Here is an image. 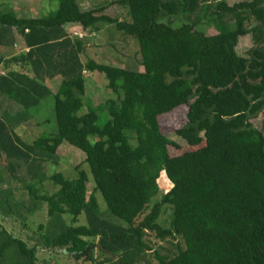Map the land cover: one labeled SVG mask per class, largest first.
<instances>
[{"label":"trees","instance_id":"1","mask_svg":"<svg viewBox=\"0 0 264 264\" xmlns=\"http://www.w3.org/2000/svg\"><path fill=\"white\" fill-rule=\"evenodd\" d=\"M8 1L0 0V51L18 39L26 51L7 59L0 53V69L7 70L0 73V159L28 198L46 204L47 217L67 214L73 224L80 214L85 219V226L41 236V248L62 250L80 264H149L148 252L156 264H264V0H112L88 10L76 0H56L39 18L16 16ZM111 4L128 20L106 15ZM174 18L182 21L178 27ZM200 24L213 33L191 40L181 34ZM69 25L91 37L107 25L134 39L142 71L82 63L83 38L72 36ZM246 35L252 46L242 57L235 48ZM94 72L110 95L98 103L108 117L102 126L95 110L78 114L84 75ZM56 78V132L21 141L6 120L26 122L50 92L45 82ZM182 106L185 123L175 136L188 147L204 145L169 157L167 147L178 146L160 133L157 118ZM62 143L83 154L93 182L88 195L78 165L73 180L48 177L57 187L53 194L40 195L28 183L45 162L56 164ZM160 174L169 189L149 208ZM96 192L124 225L98 215ZM11 200L0 199L4 217L14 215L7 203L24 204ZM164 205L172 219L163 230L155 221ZM148 234L164 245L152 250ZM36 245L0 223V264H43Z\"/></svg>","mask_w":264,"mask_h":264},{"label":"rangeland","instance_id":"2","mask_svg":"<svg viewBox=\"0 0 264 264\" xmlns=\"http://www.w3.org/2000/svg\"><path fill=\"white\" fill-rule=\"evenodd\" d=\"M22 1H25L23 4ZM21 7H15L16 9L20 8V11L24 13V16L27 18H39L49 12L53 11L56 8V0H33L28 2V0H22ZM80 10H88L92 8H98L101 5L112 0H76ZM210 1H220V0H210ZM228 5L243 1V0H223ZM200 2H205L200 0ZM1 10V9H0ZM104 13L109 16L116 17L120 20L127 19L122 8L115 7L114 5H108ZM16 16H21L15 14ZM165 21V20H162ZM180 18H174L172 20V27H178L181 24ZM69 28V29H68ZM69 33H80L83 35V51L80 55V60L84 63L87 59H91L96 63L106 64L117 67H124L129 70H138L142 71L141 66L139 65L140 58L138 55L137 43L132 38H127L120 36L116 33L113 28L110 26H100L97 32H94L95 36H90L88 31H80L79 28L67 27ZM213 33L212 30H209L204 24H200L193 31H181V34L188 40L201 37L202 35H208ZM119 35V36H118ZM113 43L112 47H105V43ZM17 42L15 46L7 49V53L12 52V55L18 53L23 47ZM252 46L250 36L246 35L238 40V44L235 48L236 53L239 56L246 57L247 50ZM9 56V57H10ZM8 58V56H6ZM6 58V59H7ZM9 69H14L10 67ZM5 70L0 69V73H5ZM86 93L82 97V108L80 113H84L87 110L93 109L96 112L97 120L96 125L102 126L108 119L106 111L99 106V102L103 98H108L110 96L108 91L104 89L105 80L104 78L97 73H88L84 75ZM57 81V83H56ZM59 83V78L55 80L46 82L48 86L49 94L45 96L39 103L31 108L27 112L29 118L26 123H16L13 124L11 119L6 120V125H9L10 129H13L18 135V138L23 142H30L35 138H38L41 135L54 134L57 130V119L55 118V113L53 110V94L57 89ZM185 111L186 107H179L167 114L159 116L157 118V123L159 126V131L161 134L165 135L170 141L174 142L178 147H167V154L169 157H176L181 155L184 152L195 151L203 147L204 143H200L196 147H188L185 143L175 136L174 132L182 127L185 123ZM24 114V113H23ZM56 164L51 162H45L43 165V170L38 171V177L29 181V184H34V189H37L40 195H50L53 194L57 187L53 185L48 177L53 174H60L64 179L73 180L77 176V170L84 172L86 176V195H88L93 187L92 178L90 176L88 167L82 162L83 154L73 148L68 146L65 143L59 145L56 150ZM79 166L77 170L74 169L75 166ZM40 179L39 183H35ZM158 192L157 194L150 199L148 207L150 208L154 203H157L160 200V197L169 189V183L164 178L163 174H160L157 179ZM14 201V203L21 204L22 206H14L7 203L8 206L12 209H15L13 216H3L0 215V223L2 226L15 238H19L26 242L28 246L36 245L39 243L41 236L47 238H52L57 235L59 232L63 231L67 227L73 226H85V219L83 214H80L76 218V222L73 224L70 221V216L67 214L55 215L53 217H47L46 215V204L42 201H34L27 197L26 192L22 189L19 182L14 181L6 168L4 167L3 162L0 159V199L9 197ZM9 198H7L8 201ZM94 199L97 206L98 215L113 224H121L122 222L116 220L111 216L106 206L98 192L94 194ZM27 201V202H26ZM26 202V203H25ZM172 219V211L169 206H162L160 209V214L155 221V224L161 229L169 228L170 222ZM41 226L39 229L38 227ZM146 239L149 241V246L152 250H157L158 245L163 246L164 244L159 242L153 237V234H148ZM95 242V239L92 240ZM37 242V243H36ZM41 244V240H40ZM37 246V257L38 261L44 260L43 264H80L78 261L73 260L65 252L54 251V250H45L41 248V245ZM147 260L149 264H156L153 260L152 252H148ZM92 256L94 258L100 257L97 251H92ZM42 264V263H41Z\"/></svg>","mask_w":264,"mask_h":264},{"label":"crops","instance_id":"3","mask_svg":"<svg viewBox=\"0 0 264 264\" xmlns=\"http://www.w3.org/2000/svg\"><path fill=\"white\" fill-rule=\"evenodd\" d=\"M22 0H9L8 1V3H9V6H10V9H12V11H13V13L14 14H19V15H24V13L22 12V11H20V8H18V9H16L15 7H21V2ZM31 1H33V0H30V2ZM23 2V4H25V1H22ZM28 2H29V0H28ZM67 27H70V28H74V27H76L77 28V26H75V25H69V26H67ZM67 27H66V30L69 32L70 30H68L67 29ZM80 30V29H79ZM17 40V39H16ZM20 40L18 39L17 40V42H19ZM17 42H15V44L17 43ZM15 44H14V46H15ZM19 44H21V42L19 43ZM21 46H22V44H21ZM23 48V47H22ZM20 49V51L22 50H24V51H26V49ZM10 50V49H9ZM9 50H7V49H4L3 51L1 50L0 51V53L2 54V57L3 58H7L6 56H10L11 54H12V52H10V53H7V51H9ZM11 67H13L14 69H11V70H13V71H17L18 69H17V67L16 66H11ZM2 70V69H1ZM5 71H7V70H5ZM53 80H55V79H53ZM52 81V80H51ZM46 82H48V81H46ZM46 82H45V85H46ZM56 83H57V81H56ZM46 87L48 88V86L46 85ZM49 89V88H48ZM49 91H51V90H49ZM27 122L29 123V122H31V121H28L27 120ZM24 123H26V122H24ZM27 124V123H26ZM61 145V144H60ZM2 225V224H1Z\"/></svg>","mask_w":264,"mask_h":264},{"label":"built area","instance_id":"4","mask_svg":"<svg viewBox=\"0 0 264 264\" xmlns=\"http://www.w3.org/2000/svg\"><path fill=\"white\" fill-rule=\"evenodd\" d=\"M72 36H76V37H78V38H83V35L82 34H80V33H73V35Z\"/></svg>","mask_w":264,"mask_h":264},{"label":"water","instance_id":"5","mask_svg":"<svg viewBox=\"0 0 264 264\" xmlns=\"http://www.w3.org/2000/svg\"><path fill=\"white\" fill-rule=\"evenodd\" d=\"M97 248H99V247H97Z\"/></svg>","mask_w":264,"mask_h":264}]
</instances>
